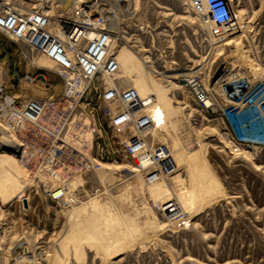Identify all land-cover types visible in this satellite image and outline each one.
Wrapping results in <instances>:
<instances>
[{"label":"rangeland","instance_id":"obj_1","mask_svg":"<svg viewBox=\"0 0 264 264\" xmlns=\"http://www.w3.org/2000/svg\"><path fill=\"white\" fill-rule=\"evenodd\" d=\"M19 1L32 8L39 2ZM46 1V9L53 5L61 14L72 12L68 6L75 0L64 9ZM120 1L121 39L114 49L119 82L155 95L161 123L152 131L156 142L181 155L196 152L172 175L153 182L139 172L125 177L127 170H115L116 182L109 179L103 194L94 192L104 169L73 179L83 187L80 203L69 207L45 194L21 162L20 148L0 140V264H264V149L231 152L234 128L226 111L232 90L222 87L247 78L255 89L260 86L264 0H229L232 10H243V26L230 36L226 29L221 40L186 0ZM23 50L29 51L26 44L0 31V71L8 90L26 97L34 92L23 77L36 67L27 66ZM37 71L50 78L52 92L61 90L54 70ZM185 73L204 79L215 99L212 110H200L189 97L181 86ZM1 128L0 135H10ZM171 200L188 217L185 225L160 210Z\"/></svg>","mask_w":264,"mask_h":264},{"label":"built area","instance_id":"obj_2","mask_svg":"<svg viewBox=\"0 0 264 264\" xmlns=\"http://www.w3.org/2000/svg\"><path fill=\"white\" fill-rule=\"evenodd\" d=\"M38 1L33 8L19 0L0 5V31L26 44L29 51L21 55L27 66L36 67L23 77V85L34 92L26 97L11 93L0 71V127L19 141L20 160L41 181L45 194L72 207L80 203L83 184L70 187L71 180L102 170L106 164H122L128 173H141L146 182L176 172L168 145L153 139V129L161 124L155 95H141L133 86H122L117 78L120 65L114 48L121 39L124 2L75 0L71 13L60 14L53 5L46 9V0ZM186 1L205 17L214 37L220 38L234 23L229 0ZM41 56L54 63L53 70L61 79L58 93L50 89V78L37 71ZM180 80L200 110L213 109V93L200 75L185 73ZM258 84L256 89L251 84L237 95L228 94L238 103L226 111L232 126V119L237 122L235 114L245 111H253V120L259 122L254 131L233 129L232 153L242 148L264 149V75ZM115 170L119 169L108 171ZM104 192L102 183L94 194ZM175 201L162 203L160 210L179 226L185 225L189 219Z\"/></svg>","mask_w":264,"mask_h":264},{"label":"bare ground","instance_id":"obj_3","mask_svg":"<svg viewBox=\"0 0 264 264\" xmlns=\"http://www.w3.org/2000/svg\"><path fill=\"white\" fill-rule=\"evenodd\" d=\"M72 0H66V3L64 4V7L62 8V9H64L65 7H67L68 5H69V3L71 2ZM71 8L72 10H73V4H71V6H68V8ZM67 13H71L70 11H67ZM233 15H234V23H232L229 27H228V29H229V34L227 35V36H230V35H232L233 33H234V31L236 30V29H238V28H240V27H242L243 26V10L242 9H239L237 12H235L234 10H233ZM222 38H218L217 40H221ZM227 41H229V40H227ZM226 43V42H225ZM228 43V42H227ZM115 49V48H114ZM114 54H115V52H114ZM116 55V54H115ZM130 55H128V56H124L123 55V57H125V58H128L129 60L130 59H132L133 60V58L132 57H129ZM116 58H117V60H118V57H117V55H116ZM128 60V61H129ZM45 62L46 63V65L45 64H41V62ZM118 62H119V60H118ZM132 62V61H131ZM38 64L40 65V66H42V67H44V68H46V69H51V70H53V68H54V63L49 59V58H47V57H45V56H41L39 59H38ZM119 65H120V63H119ZM171 75V77H172V74H170ZM249 76V75H248ZM173 77H175V76H173ZM176 77H177V75H176ZM254 82V81H253ZM252 83L249 81V79L247 78V80L246 81H238V82H235V83H229V84H223V89H224V91L226 90L225 88H228L229 90H232V94L233 95H237L238 93H239V91H240V89L241 88H246V87H248L249 85H251ZM214 91V90H213ZM215 91H216V89H215ZM216 93V92H215ZM229 101H231V102H233L234 104H238L237 102H235L236 100H234V99H229ZM225 102V101H224ZM164 103V102H163ZM165 105V104H164ZM220 105V104H219ZM223 105V104H222ZM231 105V104H230ZM225 107V106H224ZM223 107V108H224ZM249 113H250V111H245V112H241V113H238V114H235V118L237 119L236 121H237V123L238 122H241V119L244 117V116H246L247 115V117L249 116ZM178 126V125H177ZM176 126V127H177ZM168 129V128H167ZM177 129V128H176ZM178 129H179V126H178ZM159 130V129H158ZM171 130V129H170ZM173 130V129H172ZM11 135V134H10ZM10 135H8V134H2V135H0V140H2L1 141V143H4V142H8L9 141V143H4V146H14V147H18V148H20V144L18 143V142H15L16 140H15V138H14V136H12V138H11V136ZM10 137V138H9ZM1 143H0V145H1ZM6 144V145H5ZM165 144V143H164ZM181 146H183V145H181ZM180 146V147H181ZM184 149V148H183ZM171 152H172V154H173V157H174V160H175V162H176V165H177V168H179L181 165H183L185 162H186V160H188V158H189V155H191V154H193L194 152H196V149L195 148H192V150H191V152H186V153H183L182 155L178 152V151H176L175 149H174V151H172L171 150ZM202 152V151H201ZM197 154V153H196ZM200 154V153H199ZM124 166L122 165V164H106L105 166H104V170H103V174L105 173V177L103 178V184H105L106 185V183L108 182V180L109 179H111V181H114V182H116V180H113V178H112V173L111 172H109V171H107V170H112V169H122ZM131 173H127L125 176L126 177H129L131 174H134L135 173V171H130ZM141 174V173H140ZM109 177V178H108ZM115 177V176H114ZM140 177V176H139ZM79 178L80 177H77V180H79ZM115 179V178H114ZM77 182L78 181H72L71 182V184H70V187L71 186H76V184H77ZM105 193V192H104ZM100 194H103V193H100ZM96 195H98V194H96Z\"/></svg>","mask_w":264,"mask_h":264},{"label":"clouds","instance_id":"obj_4","mask_svg":"<svg viewBox=\"0 0 264 264\" xmlns=\"http://www.w3.org/2000/svg\"><path fill=\"white\" fill-rule=\"evenodd\" d=\"M253 117H254V113H253V112H250L248 117H247V115H246V116H244V117L241 119V122H240V123H241L242 126H243V124H244L245 122L248 123V126H247V127L243 126V129H244V130L254 131L255 129H257V128L259 127V122L253 120Z\"/></svg>","mask_w":264,"mask_h":264},{"label":"water","instance_id":"obj_5","mask_svg":"<svg viewBox=\"0 0 264 264\" xmlns=\"http://www.w3.org/2000/svg\"><path fill=\"white\" fill-rule=\"evenodd\" d=\"M93 14H95V13H93ZM233 127H234V130L236 131V126H235V124L233 123Z\"/></svg>","mask_w":264,"mask_h":264}]
</instances>
